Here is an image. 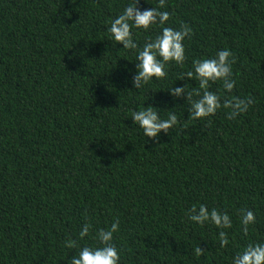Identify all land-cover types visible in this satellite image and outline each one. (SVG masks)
Segmentation results:
<instances>
[{
	"label": "trees",
	"instance_id": "trees-1",
	"mask_svg": "<svg viewBox=\"0 0 264 264\" xmlns=\"http://www.w3.org/2000/svg\"><path fill=\"white\" fill-rule=\"evenodd\" d=\"M128 3L0 0V264H71L115 221L120 264H232L264 243V0H165L164 26L191 29L186 60L140 89L131 84L135 50L107 31ZM158 3L137 0L141 11ZM160 27L133 28L138 47ZM221 49L231 52L234 88L217 81L208 90L222 105L254 102L234 119L224 107L193 119L188 101L167 89H199L178 77ZM149 105L178 124L144 137L131 112ZM202 204L227 213L232 227L190 220ZM244 210L255 216L247 233Z\"/></svg>",
	"mask_w": 264,
	"mask_h": 264
},
{
	"label": "clouds",
	"instance_id": "clouds-1",
	"mask_svg": "<svg viewBox=\"0 0 264 264\" xmlns=\"http://www.w3.org/2000/svg\"><path fill=\"white\" fill-rule=\"evenodd\" d=\"M165 0H159L157 7L141 11L137 6V0H129L121 14L110 21L107 29L111 38L122 45L123 49L135 50L136 63L135 74L131 78L132 87L142 88L153 78L161 79L167 76V65L173 62L183 65L186 60L184 41L191 36V29L182 25L179 30L164 25L169 20V13L160 9L164 8ZM158 25L160 32L154 39H149L141 47L133 39L132 29L147 31L151 26ZM231 52L228 49L218 50L214 58L193 59L191 70L185 72L177 80L195 79L199 82V89L187 90L185 84L181 87L167 89L171 97L180 98L190 104V115L193 119L204 118L214 115L215 112L224 107L230 109L229 119L236 118L239 114L246 112L253 104L251 98H232L222 105L221 97L215 92L209 91L210 83L220 81L225 92L230 93L235 82L231 79V63L229 59ZM199 97L193 100V96ZM158 109L151 105L131 112V120L143 136L157 138L163 132L178 124V117L174 112L169 111L167 118H161ZM189 218L197 224L211 223L217 228H231L232 223L227 213L220 212L215 208L209 209L205 205L199 208L193 206L189 210ZM255 223V216L252 211L244 210L241 216L243 231L247 233L248 226ZM90 225L85 224L79 237L83 239L89 235ZM119 229V222H113L107 230L101 229L96 234L99 246H82L79 251L71 257V264H120V253L113 244V234ZM220 246H226L229 241L224 231L219 232ZM68 248H76L75 240L67 242ZM196 255H201L202 250L194 249ZM232 264H264V243L250 244L242 251L232 257Z\"/></svg>",
	"mask_w": 264,
	"mask_h": 264
}]
</instances>
